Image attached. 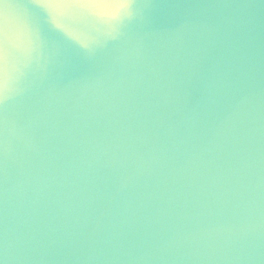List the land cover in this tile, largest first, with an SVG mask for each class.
I'll return each mask as SVG.
<instances>
[{"label": "water", "instance_id": "1", "mask_svg": "<svg viewBox=\"0 0 264 264\" xmlns=\"http://www.w3.org/2000/svg\"><path fill=\"white\" fill-rule=\"evenodd\" d=\"M38 38L0 124L4 264H264V0H137L91 51ZM90 77V80L83 78Z\"/></svg>", "mask_w": 264, "mask_h": 264}, {"label": "snow or ice", "instance_id": "2", "mask_svg": "<svg viewBox=\"0 0 264 264\" xmlns=\"http://www.w3.org/2000/svg\"><path fill=\"white\" fill-rule=\"evenodd\" d=\"M57 32L81 49L91 51V39L80 28L88 21L93 26L109 27L107 36L116 39L118 27L128 18L137 0H29ZM9 0H0V124L10 98L12 84L26 75L38 38L30 22L9 12ZM90 80L91 78H83ZM0 264H4L0 260Z\"/></svg>", "mask_w": 264, "mask_h": 264}]
</instances>
